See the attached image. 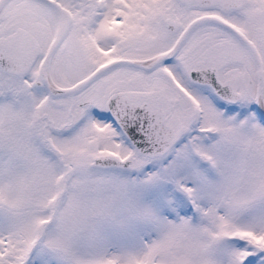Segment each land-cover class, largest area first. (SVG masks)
<instances>
[{"label":"snow or ice","instance_id":"1","mask_svg":"<svg viewBox=\"0 0 264 264\" xmlns=\"http://www.w3.org/2000/svg\"><path fill=\"white\" fill-rule=\"evenodd\" d=\"M0 264H264V0H0Z\"/></svg>","mask_w":264,"mask_h":264}]
</instances>
